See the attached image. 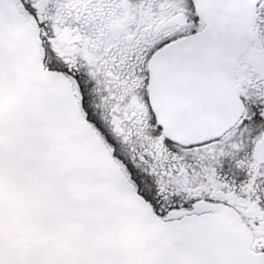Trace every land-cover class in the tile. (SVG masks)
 Instances as JSON below:
<instances>
[{
	"label": "snow or ice",
	"instance_id": "1",
	"mask_svg": "<svg viewBox=\"0 0 264 264\" xmlns=\"http://www.w3.org/2000/svg\"><path fill=\"white\" fill-rule=\"evenodd\" d=\"M0 264H264V0H0Z\"/></svg>",
	"mask_w": 264,
	"mask_h": 264
}]
</instances>
